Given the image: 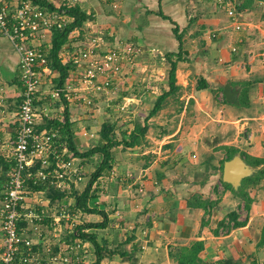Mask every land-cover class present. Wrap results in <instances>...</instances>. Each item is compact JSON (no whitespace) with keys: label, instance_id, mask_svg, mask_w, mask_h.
Returning a JSON list of instances; mask_svg holds the SVG:
<instances>
[{"label":"crops","instance_id":"obj_1","mask_svg":"<svg viewBox=\"0 0 264 264\" xmlns=\"http://www.w3.org/2000/svg\"><path fill=\"white\" fill-rule=\"evenodd\" d=\"M8 1L11 5L17 2ZM46 1L57 6L60 0ZM225 1L228 4L218 5L215 0H83L79 4L92 11L93 20L83 24L80 36L77 30L71 33L62 56L79 49L89 26L107 34L109 44L133 42L142 49L133 64L124 66L115 93L100 94L93 107L62 101L49 106L51 118L57 119L63 118L67 108L73 141L80 152L104 143L99 130L105 121H116L127 134L139 123L137 117L141 126L147 125L137 145L112 149L110 172L93 185L94 196L88 204L105 212L106 224L90 231L106 247L104 251L116 249L100 264H176L169 255L170 246L194 240L203 241L200 255L206 262L233 255L252 259L253 238L259 239L264 224V178L248 187L252 202L249 210L245 209L246 224L217 235L212 230L222 219L219 213L239 212L240 204L244 207L243 201L220 183V162L226 157L221 147H236L242 158L241 153L264 158V0ZM228 5L234 8L240 29H235ZM159 9L183 31L186 54L175 71L180 89L149 116L156 98L168 90L165 54L177 51L173 23L157 15ZM50 40L51 30H43L32 44L46 51ZM18 62V52L0 34V204L12 163L21 102ZM57 77L58 72L51 70L41 78L35 102L37 131L48 129L51 118H45L41 108L56 87ZM198 78L208 81L209 87L196 89ZM226 87L232 91L228 98ZM119 98L122 104L128 101L122 109L127 120L122 126L112 114V110H120ZM116 135L120 139L117 131ZM73 158L82 166L83 179L60 192L80 193L86 184L90 162ZM195 192L219 198L218 210L203 227V211L186 206V199ZM74 203L73 196L60 198L51 188L35 190L26 182L18 232L31 239L37 264H64L53 261L51 254L70 244L66 234L77 224L103 220L99 214L73 210ZM29 212L41 219L28 216ZM244 218L240 215L238 219ZM22 222L26 226H20ZM246 239L249 248L244 246ZM83 242L79 264H90L95 254L92 245Z\"/></svg>","mask_w":264,"mask_h":264},{"label":"built area","instance_id":"obj_2","mask_svg":"<svg viewBox=\"0 0 264 264\" xmlns=\"http://www.w3.org/2000/svg\"><path fill=\"white\" fill-rule=\"evenodd\" d=\"M82 1L60 0L56 9H48L33 0H17L15 5H11L8 0H0V34L18 52L19 82L22 86L12 163L7 171L0 204V264H15L17 258L23 264H37L31 239L22 238L18 233L26 182L46 183L65 190L72 182L83 179L82 166L73 157L66 156L67 148L58 150L55 145L58 130H36L38 114L35 102L41 78L51 70L47 66L46 51L32 44L43 30L60 29L71 20L63 10L57 8L61 5H79ZM215 1L218 5L228 4L225 0ZM228 7L227 12L235 29H240L241 25L234 18V8L231 5ZM106 35L102 30L89 26V32L79 43V49L61 55L63 62L70 61L71 68L64 83L53 88L48 102L43 104L41 113L45 118L52 117L49 106L53 101L81 103L90 108L100 94L115 93L124 66L133 64L142 49L133 42L114 46L108 43ZM124 103L119 107L121 110L128 101ZM27 215L41 219L38 214L29 212ZM38 236H41L40 232ZM21 245H24L22 251L19 250ZM83 247L84 242L75 239L73 243L52 253L51 259L64 264H79L83 258L80 253ZM45 250L51 251L48 247Z\"/></svg>","mask_w":264,"mask_h":264},{"label":"trees","instance_id":"obj_3","mask_svg":"<svg viewBox=\"0 0 264 264\" xmlns=\"http://www.w3.org/2000/svg\"><path fill=\"white\" fill-rule=\"evenodd\" d=\"M44 8L56 9V7L47 2L46 0H33ZM58 10H63L71 20L66 23L60 29L51 30V40L48 50H46L47 56V66L50 70H55L58 72V77L56 78V87L61 86L66 78L68 77V72L71 68L70 61L63 62L61 53L63 52V47L66 44L71 42V33L77 30L80 36L82 34V26L87 21L93 20L92 11L87 12L82 9L79 5L75 4L72 6L61 5ZM157 15L161 16L163 19H169L173 23L172 32L177 41V51L168 52L165 54L166 62L168 63L167 69V85L168 90L160 94L154 104L152 109L149 112V116L156 113L166 102L167 98L171 95H176L180 86L176 83V67L177 62L184 59L183 55L186 54L184 50L183 42V31L179 29L178 25L173 22L169 16L162 13L161 9L155 12ZM209 87L208 81L203 78H198L195 84L196 89H202ZM63 118H51L47 121L48 129H57L58 137L55 140V145L58 150L61 148L62 143L67 148L66 156L78 157L84 159L83 162H90L89 165L93 168L89 175H87V181L80 193H75L73 191H68L66 193L60 192L59 189L48 185L46 183H33L28 181V185L35 190L51 188L53 191L59 193V197H68L73 196L75 203L73 210L81 211L86 214H99L103 217V220L100 222H83L82 224H77L73 230L66 234L67 242L73 243L75 239L81 241H88L93 248L95 258L90 264H100L101 260L105 257L106 254H113L116 249L110 251L106 247L97 241L95 233L91 232V229H98L105 227L106 214L103 210L90 207L89 200L93 198V185L98 180L99 177L106 175L110 172L111 161H112V149L117 146L133 147L139 143V139L143 136L147 130V125L141 126L139 123L134 125V128L127 134L126 129L120 128L116 125V121H105L99 130L100 137L103 139L104 143L102 145H95L89 149L80 152L73 141V129L72 124L69 118V113L67 108L64 109ZM119 130L120 139L116 135V129ZM60 144V146H59ZM222 150L225 151L226 157L220 162V169L222 170L223 162L230 159L234 154L239 150L233 146H222ZM244 158V161L248 163L251 167L257 168V171L251 176L245 177L242 179L240 186L237 190H234L232 186L228 183H225L220 178V183L223 185L224 189L230 190L234 196L240 198L243 201L244 208L249 210L252 198L249 196L248 187L258 184L264 178V158L252 157L247 154L241 153ZM96 156V158H94ZM35 167L32 168V170ZM82 175H84L82 173ZM205 182V179L202 180V183ZM58 190V191H57ZM219 198L211 199L209 197L203 196L202 193L195 192L191 194L186 199V206L191 208H199L203 211V218L201 220V226L207 225L211 218L212 213L219 208ZM239 213L236 210H231L226 213V215L218 221L216 228L212 230L214 235H217L222 228H225V232H229L231 229L236 227H241L246 224V218L244 220H239ZM23 226H26V223L22 222ZM19 233V232H18ZM258 246L261 248L264 247V224L261 229V236L258 242ZM35 249V247L33 248ZM204 249V243L201 240H194L187 245H178L170 246L169 255L176 262V264H245V262H233L229 258L218 259L213 262L203 261L201 258V251ZM19 250H24V245H21ZM19 255V254H18ZM19 257V256H18ZM264 264V259L259 260L258 256L250 259L247 264ZM15 264H23L18 260L15 261Z\"/></svg>","mask_w":264,"mask_h":264},{"label":"water","instance_id":"obj_4","mask_svg":"<svg viewBox=\"0 0 264 264\" xmlns=\"http://www.w3.org/2000/svg\"><path fill=\"white\" fill-rule=\"evenodd\" d=\"M232 93L229 88L224 90L225 96L228 98ZM256 170L252 168L239 154H234L230 159L224 161L222 166V181L232 186L234 190L240 186L243 178L251 176ZM262 255L263 253L260 252ZM264 257V255H262Z\"/></svg>","mask_w":264,"mask_h":264},{"label":"rangeland","instance_id":"obj_5","mask_svg":"<svg viewBox=\"0 0 264 264\" xmlns=\"http://www.w3.org/2000/svg\"><path fill=\"white\" fill-rule=\"evenodd\" d=\"M82 39V38H81ZM80 40V39H79ZM106 40L109 42V39H107V35H106ZM75 49H77V48H74V50ZM121 102V103H120ZM122 102H123V100H122V98H119V106H120V104H122ZM119 106H118V108H119ZM112 114L114 115L113 116V118H116V120L120 123V125L122 126L123 124H126V121L127 120H125L124 118H125V111L124 110H112ZM125 120V121H124ZM140 118H138L137 117V122H139L140 123ZM120 128H122V127H120ZM119 130L120 129H116V131H117V133H118V136L120 137V135H119ZM93 168L91 167H88V171L85 173V176H84V178H87V175H89L90 174V171L92 170ZM240 206H242L241 204L238 206V209H239V215H241L243 218L245 217V214H246V211H245V208L243 207V208H241ZM241 209V210H240ZM227 213V212H226ZM226 213L225 212H223V213H219L220 215H222V218L226 215ZM245 219V218H244ZM221 232H225V228H222L221 230H220ZM259 240H260V237H259V239H257V240H255L254 238H253V242L255 241V245H253V252H252V257L253 258H255V257H257L258 256V259L261 261V260H263L264 259V257L262 256V255H264V247L262 248H260L259 246H258V242H259ZM251 241V240H250ZM248 241H247V239L244 241V246H249L248 245V243H247ZM247 243V244H246ZM247 248H249V247H247ZM34 250V249H33ZM257 252H259V254L257 253ZM260 252H262L263 254L261 255L260 254ZM241 257H243V256H241ZM241 257H239L238 255H233V256H231L229 259L230 260H232L233 262H235V263H237V262H245V264H247V263H249V261H250V256L248 255V256H245V258L244 259H240ZM261 264V263H260Z\"/></svg>","mask_w":264,"mask_h":264}]
</instances>
